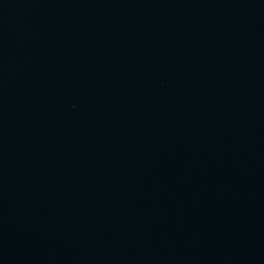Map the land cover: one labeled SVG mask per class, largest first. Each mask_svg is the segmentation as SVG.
<instances>
[{"label":"water","instance_id":"water-1","mask_svg":"<svg viewBox=\"0 0 264 264\" xmlns=\"http://www.w3.org/2000/svg\"><path fill=\"white\" fill-rule=\"evenodd\" d=\"M0 264H264V0H0Z\"/></svg>","mask_w":264,"mask_h":264}]
</instances>
